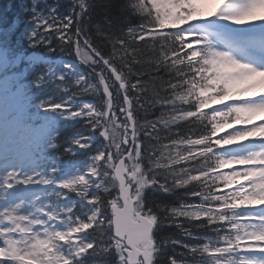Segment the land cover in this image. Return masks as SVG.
<instances>
[{
	"label": "snow or ice",
	"instance_id": "obj_1",
	"mask_svg": "<svg viewBox=\"0 0 264 264\" xmlns=\"http://www.w3.org/2000/svg\"><path fill=\"white\" fill-rule=\"evenodd\" d=\"M190 8L192 0H135V8L143 14V23L129 29L124 35L110 40L112 52L106 54L83 36L80 29L72 31L76 20L69 17L66 22L52 23L42 20L37 27L41 31L57 33V39L62 43H70L76 47L80 55L90 62L96 75V84L107 97L108 110L96 111L90 105H85L89 111L94 128H102L103 134L109 139L108 145L101 150L93 160L85 175L79 176L74 182H63L60 187L75 192L91 205V214L86 219L75 212L72 207L63 213H57L45 208H38L39 216L23 211L21 204L0 207V237H7L0 247V264H84V257L90 250L111 251L116 249L117 264H155L157 254L168 244H180L187 249L182 256L192 257L177 260L169 257L168 264H264V257H251L247 254L258 252L264 254V216H245L238 213L240 204L249 202L264 206L259 198L264 193V149L251 153L246 157L225 158L219 153L224 146H231L238 140L247 141L257 132H264V124L256 125L252 119L233 123L243 124L226 136L215 138L216 134L227 125L219 122V114H228L231 110H239L240 106L252 109H264V94L257 96L256 89L237 93L243 82L255 80L264 70L241 63L229 53L219 52L211 47L206 50L194 37L182 30L173 32L162 31L166 25L174 24L172 17L177 11H185L179 5ZM227 0L221 14L228 10ZM257 0H248L247 4L232 11H227L226 18L240 23L243 19L256 14ZM188 15L187 19L194 16ZM264 20V17L260 18ZM35 35V34H34ZM192 37V39H186ZM196 45V46H194ZM151 46V48H150ZM141 59L154 61V71L162 75L152 77L149 81L132 80L135 72L133 63ZM187 69V71L185 70ZM239 70V71H236ZM86 79V78H82ZM153 80L157 83H153ZM207 82V83H204ZM152 89L154 99L144 103L141 100L145 91L144 85ZM123 94V103H115L113 89ZM213 85L218 91L215 97L207 99V89ZM199 89V91H197ZM251 94L253 98L242 99ZM196 96L198 107L202 110L209 107L214 99L238 100L226 105V110L215 109L211 115H198L197 112L181 109L178 101H187L189 96ZM144 112H150L151 106H162V112L156 120H145L143 123L135 115V105ZM119 107V112L116 108ZM83 112V110H82ZM82 112L80 114H82ZM181 113L177 115L176 113ZM120 113H123L121 119ZM171 113V119L166 116ZM185 117H196L201 125L199 139H188L183 133H175L171 125ZM161 127L170 128L171 134L162 138ZM191 131V129H187ZM119 132L117 136L116 133ZM155 139L159 146L148 152V166L142 162L145 158L141 133ZM207 133V134H205ZM164 139L173 141V147L178 139L191 146H202L199 153L189 155L178 154L174 157L170 151H165ZM77 144L87 147L88 145ZM197 156L201 159L197 161ZM215 158L216 163H209ZM182 160L194 161L191 169L174 168L172 165ZM235 162L247 166L244 171L217 173L216 168H225ZM167 173L165 179L158 177ZM199 173V175L193 174ZM243 179L250 180V185H241L234 192L216 195L213 186L219 188L218 180L223 179L225 185L233 182V174H242ZM259 177L258 180L252 179ZM33 177L20 178L10 174L4 187L13 189L17 184L29 185ZM196 182L190 189V197H199V203L182 202L177 206L161 209L165 213L161 217L152 207H146L144 193L149 186L159 187L164 192ZM42 184L52 183L49 179L40 181ZM82 186V187H81ZM95 189L90 195V190ZM66 198V195H65ZM216 204L213 208L209 205ZM21 211L25 214L21 215ZM172 219L168 220L167 217ZM247 217L248 222L242 223ZM7 221V222H6ZM175 223L192 243L154 237V228L158 223ZM198 221V223H197ZM226 222L227 227L220 222ZM185 222L189 223L185 227ZM195 228L207 229L211 235L200 237L195 234ZM94 229L95 239H85L83 234ZM109 229H114L111 236L106 235ZM19 234V240L14 237ZM206 241V242H205ZM243 241H250L242 251ZM223 244L224 246H220ZM211 252V254H209Z\"/></svg>",
	"mask_w": 264,
	"mask_h": 264
},
{
	"label": "trees",
	"instance_id": "obj_2",
	"mask_svg": "<svg viewBox=\"0 0 264 264\" xmlns=\"http://www.w3.org/2000/svg\"><path fill=\"white\" fill-rule=\"evenodd\" d=\"M45 10L46 13L43 15L42 12ZM69 17L76 20L72 31L75 32L77 29H80L84 37L90 39L93 44L106 54L112 52V46L110 44L111 39L124 35L129 29L143 23L144 20L143 14L138 12L135 8V0H0V25L6 28L3 40L7 42L8 38L13 35L10 43L12 44L11 46L14 53L22 50L27 52L38 50L52 55L68 54L75 57L76 47L73 44L62 43L57 39V33L55 32L45 33L38 29L37 25L31 30L29 25L33 24L36 20L39 22L47 20L52 23H61L66 22V18ZM161 30L173 32L166 29V27ZM9 32H11V34H9ZM87 67V69L95 75L92 67ZM132 67L135 72L141 73L140 76L132 75V80L140 79L149 81L152 77L162 75V73L154 71L155 64L151 59H141V62L133 63ZM185 70L187 71V69ZM30 75L35 82L43 84V86L37 87L35 90L44 91L40 97L45 99L47 104L54 103L59 98H63L65 94H74L76 96L96 98L100 109H105L106 98L102 92L94 94L89 89H84L83 86L76 85L69 77H66L65 80L56 79L54 83H50V79L46 76V72L41 66H39L36 71L31 72ZM153 83H157V81L153 80ZM144 87L149 90L144 92L141 100L147 103L148 100H152L154 97L152 96V89L150 86L145 84ZM118 88V85L114 88L115 102L117 105H121L123 103V94L117 91ZM197 91H199V89H197ZM177 106L181 109L195 111L198 115H211L208 109L204 108L201 110L198 107L196 96L193 95H190L187 101H178ZM149 107H151V111L144 112L139 108L138 104L135 105V115L141 123L145 120H156L162 112V106L159 104L155 106L149 105ZM176 114L180 115L181 113L178 112ZM166 118L171 119V113H168ZM171 127L173 132L183 133L188 139L195 140L201 138L200 135L194 134L199 132L201 128L196 117H185L183 120L171 125ZM187 129H191V131ZM100 131L101 128L93 127L91 117L61 122L55 129L52 151L60 158V162L63 164L77 157V155L73 154L72 150V147L77 144L76 141L84 142L92 136L96 137L94 142L91 143L89 147L82 149V153L79 156L87 157L92 153L104 150V142H106V139L100 136ZM171 131L170 128L161 127L160 135L162 138L167 137L171 134ZM140 140L143 141L145 151V158H143L142 162L145 166H148L151 163V161L147 159L148 152L158 147L159 142L144 135L143 132L140 135ZM163 145L166 146L165 151H170L174 157H178V154L188 156L189 148L193 154L199 153L202 149V146H191L181 142L180 139L176 141L174 147L173 141L170 139H164ZM196 159L198 161L201 158L197 156ZM193 163L194 161L192 160H182L172 165V167L177 169H191ZM209 163L214 165L216 163L215 158L209 161ZM193 174L199 175V173ZM167 175V173H164L158 177V179L163 180ZM216 183H218V181ZM195 184L196 182H192V184L185 186L186 188L174 189L171 192H164L159 187L149 186L144 193L145 205L146 207H152L154 211L159 212L161 217H164L165 213L161 211L163 208L177 206L182 202L199 203V197H190L188 195L190 189L187 188H191ZM221 186L222 183L219 184V187ZM68 191L74 194V192ZM95 191V189H92L89 194L92 195ZM213 191L216 195L227 193L226 191H220L219 188H215L214 186ZM209 206L213 208L219 207L216 204H211ZM167 219L171 220L172 217L168 216ZM220 223L230 227L226 222L221 221ZM188 226L189 223L185 222V227ZM94 231V229H90L87 232L88 240L95 239L93 235ZM112 234L113 229H109L106 235L111 236ZM195 234L201 238V243L203 242V237L211 235L207 229L202 228H195ZM154 237L158 240L170 239L182 241L183 243L193 242L183 234L182 229L175 223L167 224L163 221L156 225ZM220 246L224 245L221 244ZM186 252L187 249L183 248L180 244H168L157 254L155 264H168L169 257H175L177 260H191L192 257L181 255V253ZM209 254H211V252ZM83 259L84 264H117L116 249L112 248L111 251L90 250V253Z\"/></svg>",
	"mask_w": 264,
	"mask_h": 264
},
{
	"label": "rangeland",
	"instance_id": "obj_3",
	"mask_svg": "<svg viewBox=\"0 0 264 264\" xmlns=\"http://www.w3.org/2000/svg\"><path fill=\"white\" fill-rule=\"evenodd\" d=\"M75 1V0H74ZM167 0H161V3H166ZM195 5V14L191 16L187 21H179L176 24H169L165 27H182L184 25L189 26L190 34H192L193 30L204 32L208 44L211 45L212 49L216 51H222V48L213 45L212 37L210 35L211 32H214L211 28V21L206 20L211 16H214L218 10L223 9L226 2L225 0H217L213 5L209 3V5L205 8L201 6L200 0H192ZM244 5H237L234 10L240 8ZM237 7V8H236ZM231 9V8H228ZM43 15L46 13V10L42 12ZM255 14V13H254ZM215 21L220 20L224 26L233 31H245L249 28L257 26V18L256 15L253 17L245 18V21L253 19L252 23L250 22L247 25L240 26L232 24L231 22L222 20V15L220 13L217 14ZM196 34V33H195ZM197 35V34H196ZM218 35V34H217ZM76 55L79 57V60H73L69 57H61L54 60L51 58L44 56L39 52H32L30 54L18 55L13 59L14 65L24 64L25 71L33 69L37 64L46 63L48 67V72L50 77L54 76H63L64 73L74 75L77 77L79 81L82 83H87L89 75H85L83 71L82 63L88 64L89 61L85 59V57L80 55V52L77 51ZM0 59L2 61L1 65L6 67L8 65L7 59L2 56V52L0 51ZM96 79V75L94 76ZM86 78V79H82ZM90 82L88 84L91 87L94 93H99L100 89L96 84V81H92V77L90 78ZM5 80L0 79V103L3 102L1 108L6 107L5 110L0 111V120L1 124H8L10 129L16 130L19 126L18 131L14 134V139L12 140V144L6 145L7 151H5L4 156L0 157V166L2 170L6 171L7 174L0 175V202L3 201L1 198V194L6 193L8 190V196L14 195L13 189H21L25 190V196H22L21 200H28V204H33V210L28 211L30 215L39 216L40 214L37 212L38 208H45L50 211H55L57 213H63L66 208L72 207L75 208V212L80 215L82 218L86 219L88 215L91 214V205H88L87 201L82 197L78 196L70 201H63V203H56V199L54 197L55 194L60 193L62 188L60 185L63 182H74L76 179L85 175L88 172V169L93 163L94 157L99 153H95L90 156L86 160H81L76 166H71L66 169H61L59 172H55L52 168L47 167V163H49V156L47 155L46 150L49 148L51 143V132H52V124L55 121H72L76 120L80 117L88 116L87 112L88 108H85V105H90L92 109L99 111L96 107V102L92 100H79L75 97L69 99V101H61L55 104L51 108H47L44 112H40V121L35 122L36 114L30 116L27 110L30 108L31 103L29 101V95H27L25 90L19 92L18 90H13L12 86L4 84ZM257 96L261 94L264 90V84H262L259 88H255ZM218 89L215 85L211 88L207 89L208 97H215V92ZM253 89H246L243 86L237 89V93L242 94L244 92L250 91ZM208 97H201L207 102ZM253 98L251 94L245 95L242 99H250ZM6 101V102H5ZM239 102L238 100H225L223 102L218 99H214V102H211L209 106H214L215 109L226 110V105L233 104ZM83 110V112H82ZM5 111V112H4ZM82 112V114H80ZM12 115L7 121L3 120L4 116ZM22 115V116H21ZM22 117V118H21ZM264 116L257 117L253 116L252 123L256 125L264 124ZM29 119V120H28ZM23 120V123L21 122ZM224 124L231 125L229 127H224L218 134L222 135L224 131L234 132L237 128L245 127L243 124L230 123L229 119L223 122ZM8 129V133H11V130ZM116 135H119L117 131ZM92 141V138L87 142L83 143L84 145L89 146V142ZM83 145H77L74 147L75 152H79ZM225 152L227 154V158H240L246 157L253 152L264 149V132H257L256 135L245 140H238L234 142L231 146H224ZM55 161V160H54ZM6 162H10L6 164ZM50 165V164H49ZM242 165L232 164L231 167L234 169L235 167H239ZM247 167V166H246ZM245 167V168H246ZM235 169L238 171L245 170ZM26 172L25 176H20L22 172ZM10 174H16L20 178L33 177L32 183L29 185L17 184L13 189H5L3 190L5 181L9 177ZM43 179H49L52 181L50 184H42L40 183ZM252 179L258 180L259 177H253ZM82 187V186H81ZM34 188V189H33ZM28 193H31L28 195ZM53 198V199H52ZM55 200V201H54ZM243 206L240 208L242 211V215L245 216H264V206L255 205L249 202H245L242 204ZM258 206V207H257ZM252 207H255L256 210H252ZM77 208H81L79 210ZM258 208V209H257ZM242 223H247L248 218H242ZM7 222V221H6ZM19 234H17L14 238L19 240ZM85 237V233L83 234ZM7 237H0L1 243L0 247L3 245V240ZM244 242V241H243ZM241 245V250H247L245 245ZM251 257H264V254L258 252H250L247 254ZM3 259V257H0ZM27 264V260H26Z\"/></svg>",
	"mask_w": 264,
	"mask_h": 264
},
{
	"label": "bare ground",
	"instance_id": "obj_4",
	"mask_svg": "<svg viewBox=\"0 0 264 264\" xmlns=\"http://www.w3.org/2000/svg\"><path fill=\"white\" fill-rule=\"evenodd\" d=\"M217 0H200V4L201 6L203 7H207L209 5V3L211 5H213ZM234 10V9H232ZM230 10V11H232ZM229 11V10H227ZM227 11L225 13H223L222 15V19L225 20V21H228V22H231L232 24H235V25H240V26H244V25H247L249 24L250 22L252 23L253 19H249L247 21H245V19H243L240 23H237L235 20H231V19H227L226 18V15H227ZM256 18H257V21H258V25L260 24H264V20H261L260 18L261 17H264V0H257V9H256ZM254 30V29H253ZM257 30V29H256ZM233 35L231 34H227L226 37L229 38V37H232ZM220 52H226L228 53L227 51H220ZM233 57V56H232ZM235 58V57H234ZM236 59V58H235ZM238 60V59H237ZM240 61V60H238ZM264 61V60H263ZM243 63V62H241ZM236 71H239V70H236ZM241 83L244 84V88L246 89H255V88H259L262 84H264V73H260L258 74L257 78L255 80H252V81H247V82H243L241 81ZM264 94V93H263ZM255 116L257 117H261V116H264V113H258L256 114ZM3 174H7V172L4 170H2V167L0 166V175H3ZM26 175V172H22L20 176H25ZM6 197V194H3L2 195V198H5ZM22 197H15L14 199L12 200H6V201H2L0 203V207H5V206H14L15 204L19 203L21 204L22 206V209L24 212L30 214L28 211H32L33 210V207L34 205L33 204H28V200H21ZM258 207V206H257ZM258 209V208H257ZM23 211H21V215L25 214ZM20 238V237H18ZM1 243V242H0Z\"/></svg>",
	"mask_w": 264,
	"mask_h": 264
},
{
	"label": "clouds",
	"instance_id": "obj_5",
	"mask_svg": "<svg viewBox=\"0 0 264 264\" xmlns=\"http://www.w3.org/2000/svg\"><path fill=\"white\" fill-rule=\"evenodd\" d=\"M189 3H191V0H189ZM181 9H185V11H177L176 14L172 17L171 22L176 24L179 21H187L188 15H190L192 12H195V5L192 4L190 8H187L185 4L179 5ZM208 99H211V97H208ZM258 113H264V109H252L247 106H240L239 110H231L228 114L221 113L219 114V122L223 123L224 121L231 119V120H240L242 122H246L253 118L254 115ZM261 131H264V129H261ZM264 162V161H262ZM233 164H236L233 162ZM246 175V173L242 174H233L232 179L235 180L237 177L243 178V176ZM261 175H264V172H261ZM260 200L264 202V193H261L259 196ZM251 201H249L250 203Z\"/></svg>",
	"mask_w": 264,
	"mask_h": 264
}]
</instances>
